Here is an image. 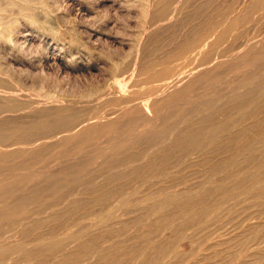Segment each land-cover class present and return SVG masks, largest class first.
I'll list each match as a JSON object with an SVG mask.
<instances>
[{"label":"rangeland","instance_id":"374dc122","mask_svg":"<svg viewBox=\"0 0 264 264\" xmlns=\"http://www.w3.org/2000/svg\"><path fill=\"white\" fill-rule=\"evenodd\" d=\"M29 1L31 2L27 3V5L31 4V12L29 10L26 12L23 11L27 13L26 18H24L25 14L22 11L18 14L20 5L12 6L10 9L7 8V10L4 11L5 14H3L4 12L1 13L3 17L1 16L0 28L3 29L4 25L9 22L12 28L15 27L13 29L17 30V28H19L17 30L18 33L14 35L16 40L14 41L16 46L14 50L15 53L19 55L17 56L18 59H20L22 55V58L30 57L29 55L32 56V54H34L33 52L37 51L39 48L47 52L48 55L51 54V56H55L56 58L54 61L56 62L49 59L47 63L48 67L47 65H44V67L42 66V70L44 71L37 69L32 73V76H22L20 68L16 65L17 61L10 55V46L1 43L0 49H2V51L0 50V64L6 67H12V71L16 70L13 71L16 78L11 77L10 87L22 88L28 92V95L30 94V97L33 96L30 92L36 93L39 89L38 87H42L44 92L51 96L54 95L53 97L56 99L63 100V103H58L57 105L53 104L54 107H51V104L44 106L42 104L38 108L40 111L33 110L35 113L40 112V115L38 113L36 115L33 113V116V114H30L31 112H29V110H26V113L24 109L22 110V106L26 104L29 98V96L28 98L25 96L26 94H24L26 101L24 98H21L23 95L21 94L19 96L20 99L19 97H14V99L13 97L9 98L8 100L10 103L8 100L5 102L4 100L6 99L0 97L4 99L3 102H5L1 103L2 100L0 99V109H2L0 111V169H2L1 166L3 167V169L0 170V264H39L41 262V264H104L108 261L112 262L107 264H147L152 259V256L150 257L149 254L145 255L143 259L135 256L133 260H130L129 256L134 251L137 252V250H142L143 247L148 244L153 245L155 243L156 245L161 244L163 246L175 243L174 246H177L175 248L176 253L174 252V255L167 254V258H165L161 264H168L170 262V264H183V261L184 264H240L241 261V264H259L258 258H262V256L263 260H261V262L264 263V238H262L264 237V223H262L264 222V211H262L264 210V191H262L264 188V178H262L264 177L262 176L264 175V166L262 165L264 164V159L260 156V152L264 149V125H261L264 124V0H148L149 2L147 0ZM146 1L150 3V5L152 4V6H147ZM19 4L25 7L27 6L24 5V3ZM160 5H162L161 8ZM29 16L32 18H29ZM12 19L16 22L14 20L12 22ZM21 32H26L30 35L21 38L20 36L23 34ZM24 39L27 40L23 43ZM19 45L21 49L17 48ZM36 46L37 48L35 50ZM193 46L195 48L194 50ZM28 48H31V51H27L24 56L23 51H26ZM207 60H209L210 63L206 62ZM13 65L17 67V69L15 67L14 69ZM36 72L39 74L37 75ZM17 74L20 78L24 77L20 82L17 81ZM38 76L40 79H38ZM125 78H130L129 80L126 79V81L128 80L127 85L130 86V88L124 85L126 83L124 80ZM35 83L38 86H36ZM42 84H44L45 87ZM26 85H28V87ZM31 87L37 88V90L31 91ZM55 89L58 90L56 91ZM59 90H61V92ZM103 92L106 97H104ZM110 93L113 97L109 95ZM117 94H119V97L116 98V96H118ZM127 95L135 98L128 99ZM145 96L147 98H145L146 100L143 98ZM33 97L35 98V96ZM124 98H126V100H124ZM111 99V102H113L112 105H110L111 103L109 104ZM101 100H106V102L104 103V101L102 102ZM11 101H14L15 104L13 105ZM94 101L96 102L94 103ZM22 102L25 103L22 105ZM18 103L22 106H19ZM140 103L148 104V110L150 109L152 113L146 115ZM7 105L12 107L8 108ZM63 105H65L64 108H62ZM103 105L105 106L104 108ZM13 107H17L21 109V111L16 110V112L15 109L17 108ZM71 107L73 108L71 109ZM132 107L134 108L132 109ZM61 108L63 112L60 111ZM65 108L68 110H65ZM131 109L133 114H131ZM7 110L8 112H6ZM13 110L15 112L14 114ZM87 110H91L89 111L90 114ZM10 111L11 114L9 113ZM248 112L251 116L247 117L246 115H248ZM20 113L22 115L24 114V117H21L22 115ZM143 113L146 116L143 115ZM254 113L256 114L255 117L253 116ZM259 113L260 115H258ZM14 115L16 117L18 115V117L16 118ZM30 115H32V117ZM37 116H42L44 122L40 119L41 117L37 118ZM91 117L94 119V122ZM14 118H16L17 121H14ZM26 118L36 119L33 121L35 124H26L22 126L20 122L22 120H27ZM147 118H149V120H147ZM257 118H260L259 120L261 121ZM101 120L102 122H100ZM36 121H38L37 124ZM39 121L42 123H39ZM85 121L86 124H89H87L88 126H85ZM109 121L115 124H111ZM249 121H251V123ZM92 122L95 123L97 128H104H99V130H97L94 124V126H91ZM116 122H119V124L117 125ZM67 123H70L69 125L71 127L68 128L69 125ZM104 123L107 124L104 125ZM127 123L129 126H125ZM109 124L111 125L107 126ZM44 125L45 127L42 128ZM252 125L253 127L255 126L254 129ZM65 126L67 129L64 128ZM248 126L251 127L252 129H250L253 131L248 129ZM19 127L20 130L18 129ZM41 128L43 130H41ZM117 128L118 130H116ZM259 129H263V131ZM84 130L89 133H85ZM193 130H195V132H193ZM239 130L241 134H239ZM189 131H192V133ZM59 132L61 133L59 134ZM197 132H199L198 135ZM11 133L15 136H11ZM32 133H35V136ZM90 133L91 136H88ZM229 133L233 134L229 135ZM258 133L261 134L258 136ZM253 134H256L254 137L255 139L253 138ZM16 136L18 138L20 137V139L17 140ZM101 136H103L102 138L104 139H102ZM27 137L30 138V140L27 139ZM37 137L38 141H36ZM190 137H194L198 142V146L194 150L188 149V143L186 144V140H189L188 138ZM12 138H15L13 140L16 141V143ZM34 139L36 140L33 141ZM86 139H88V141ZM101 139L104 140L102 141L103 144L101 143ZM242 139L246 142L244 143ZM246 139H249L251 142L249 143V140ZM6 140L11 142L6 143ZM65 140H69V143L65 142L62 144ZM109 140L114 143L111 144ZM226 140L230 142L227 144ZM240 141L241 143H239ZM257 141L261 143V146ZM215 142H217V145ZM247 142L249 145L254 142L252 146L250 145L251 148ZM25 144L29 148L26 149V146H24ZM86 144L88 145L86 146ZM93 144H95V147ZM208 144H211L212 147ZM228 145L232 147L230 148ZM241 145H244V147L246 146L245 150ZM104 146H107V148H104ZM259 146L262 148L261 150ZM21 147H23L22 151ZM183 147L186 148L187 156ZM204 148L206 151L203 150L204 152H201V149ZM220 148L222 153L219 152ZM252 148H254V151L257 150L253 152ZM71 152L75 155H72ZM78 152L80 153L77 155L76 153ZM210 152L212 154H209ZM223 152L225 156L222 157ZM70 154L74 157H71ZM192 154H194V156H192ZM10 155L13 158H11ZM190 155L193 159L190 158L188 161L187 159L189 158L187 157H191ZM243 155L252 156L253 158L252 162L246 166V170L253 169L255 166L258 167L259 164L261 165L259 167L263 168V173L260 176L261 178L259 177L257 181L258 183L261 181L260 184L263 182V188L262 190H256L255 188L251 191L252 194L251 192L247 194V197L249 196L250 198L249 201L246 195L244 197L241 195L240 197L238 196L240 201H237L230 210L227 209V205L224 204L221 205V208L217 201L220 199L223 192H220L221 194L215 193V197L214 193L211 192L212 188L217 183L222 185L223 190H229L231 188L229 185H232L231 182L234 177L228 178L227 171L232 168L236 169V167H232L233 165L231 166L228 159L240 160L241 157H244ZM228 156L229 158L227 159L226 157ZM183 158L187 159L184 160ZM182 160H184L185 163ZM220 160L223 161L220 163ZM227 160L228 162L226 163ZM258 160L260 161L259 164ZM206 163L208 164L207 168L209 170L205 168V165H207ZM148 164L151 166H146ZM188 164L192 165L189 166ZM195 166H197V168ZM183 167L184 171L182 170ZM189 167H191L192 170ZM10 168L12 170L14 168L16 173H13ZM28 168L32 170L35 168L33 171L34 173ZM23 169H27L29 172L25 170V173ZM37 169H40L39 171L41 174ZM114 169L118 171H113ZM237 169L242 170V168ZM7 170L9 174L5 175L7 173L4 174L3 171ZM17 170H21L22 172L20 171V173ZM95 170L98 171L96 172ZM135 171H137L138 174L135 173ZM165 171L170 173L165 174ZM23 172L25 174H23ZM218 177L221 180H217L219 179ZM210 178L214 179L210 181ZM146 180H149V184ZM245 181L242 185L238 186L240 188L237 187L239 190L236 189L237 193H241L243 187H247L251 184L250 180H247L248 182ZM205 183H207V185ZM202 184L204 187H201ZM122 185L123 187H121ZM111 188L114 190V194ZM117 189H120L121 192ZM131 189L133 191H131ZM260 191L262 192L260 193ZM194 193L199 195H195ZM211 195H214L213 199ZM102 196H107V199ZM188 197L192 200L194 199L195 201H193L197 203H194L195 205L191 206L190 209H192V207H196V209L194 208L190 211V209H188L189 207H187V210L185 209V211H183V209L180 210L179 207L177 208L176 204L178 201ZM200 198H202L203 204L201 201L199 202V200H201ZM207 198H210L208 199L209 203L207 202ZM250 200H252V202H250ZM157 204H160V206ZM206 204L208 205L206 206ZM242 206L245 207V211L240 209ZM159 208L161 210H159ZM217 208L222 210L220 211ZM174 210L178 212V215ZM232 210L234 211L231 212ZM186 211H194L197 215H200V217H195L190 220L186 217ZM203 211L205 212L203 213ZM255 212L260 213L259 217L249 220V217ZM262 212L263 214H261ZM179 213L182 214L180 215ZM147 214L150 216L152 215L151 219H147L150 218ZM247 215L249 216L247 217ZM161 216L162 218H159ZM171 217L175 218L172 220ZM159 219L163 220L164 224L156 225V223H154ZM170 220L171 223L168 222ZM177 220L184 225H182V223L180 225ZM175 221L179 223V225L175 224ZM256 221L259 222L258 224L262 225L259 234V238L261 239L258 245V253H260L261 257L258 258L254 256L255 250L252 249L253 241L249 239L248 233H244L248 226L247 223H255ZM134 222L135 224H133ZM166 224H169L168 228ZM227 224L229 225L227 226ZM120 225L121 227H119ZM164 227L165 229H163ZM173 227L180 228L181 231L183 230L182 238L173 233ZM239 230L240 232L238 233ZM192 235L194 236L192 237ZM194 237L195 239L197 238V240H194ZM158 238L160 241H156ZM175 239L177 242L174 241ZM242 239H245L246 242L241 246L233 243L234 240L240 241ZM187 240H189V242H187ZM181 241L184 244L181 243ZM142 243L144 245L147 244L144 246ZM222 243H224V245ZM231 243L233 244L231 245ZM262 246L263 248H261ZM225 247H227V249ZM121 249H123V251ZM193 249L195 250L193 251ZM16 251L19 253L17 254ZM197 251L199 253L196 254ZM212 257L214 258L211 259ZM108 258L113 260H108ZM183 258L185 260H183ZM175 259L179 262L177 263ZM94 261H96V263Z\"/></svg>","mask_w":264,"mask_h":264},{"label":"bare ground","instance_id":"6f19581e","mask_svg":"<svg viewBox=\"0 0 264 264\" xmlns=\"http://www.w3.org/2000/svg\"><path fill=\"white\" fill-rule=\"evenodd\" d=\"M33 1H34V0H33ZM147 1H148V0H147ZM147 1H146L147 6H148V5H149V6H152V4L150 5V3H147ZM149 1H150V0H149ZM149 1H148V2H149ZM30 2H31V1H29V0H0V21L2 20V17H3V15H2L1 13H3L4 11H6L7 8L10 9V7L15 6V5H16V6H17V5H18V6L20 5V7H19L20 9L18 10V11H19L18 14L21 13V11H22V12H23V11L26 12L27 10H29V11L31 12V10H30V8H31V4H28V5H27V3H30ZM3 3H4V4H3ZM19 3H24V5H27L29 8H28L27 6H26V7H25V6H22V5L19 4ZM54 3H55V2H54ZM144 3H145V2H144ZM2 4H3V5H2ZM56 5H57V4H56ZM2 6H4V7H2ZM57 6H58V5H57ZM154 6H155V5H154ZM154 6H153V8H154ZM161 6H162V5H160V8H161ZM37 7H38V6H37ZM54 7H55V6H54ZM151 8H152V7H151ZM148 9H149V8H148ZM154 9H155V8H154ZM155 10H156V9H155ZM155 10H154V11H155ZM11 11H13V10H11ZM157 11H158V10H157ZM9 12H10V11H9ZM147 12H148V11H147ZM149 12H150V11H149ZM158 12H159V11H158ZM15 13H17V12H15ZM23 13H24V12H23ZM3 14H5V12H4ZM24 14H25V17H24V18H26V14H27V13H24ZM11 15H12V14H11ZM22 15H23V14H22ZM43 15H44V14H43ZM145 15H146V14H145ZM1 16H2V17H1ZM4 17H5V16H4ZM11 17H12V16H11ZM17 18H18V17H17ZM17 18H15V19H17ZM29 18H32V17L29 16ZM33 18H34V17H33ZM9 20H10V19H9ZM13 20H14V19H12V22H13ZM14 21H15V20H14ZM32 21H33V20H32ZM34 21H36V20H34ZM15 22H16V21H15ZM22 22H23V21H22ZM1 23H2V22H1ZM0 25H1V24H0ZM2 26H3V25H2ZM16 26H17V25H16ZM13 28H15V27H13ZM13 28L11 27L10 22L7 23V24H5L4 27H3V29L0 28V29H1V30H0V44H1V43H4V44H7L8 46H10V47H9V48H11L10 55H11V57H13L14 60L17 61V62H16V65L20 68V70H21V71H20L21 75H22V76H25V77H28V76H30V75L32 76V73H33L35 70H37V69H41V71H44V70H42V66L44 67V65H47L49 59H50V60L52 59V60L54 61V59H55L56 57L53 56V55L51 56V54L48 55L47 52H45L44 50L39 49V48H38L37 51H35L36 48H37V46H36V47H35V50H34L35 52H33L34 54H32V56L29 55L30 57H26V58L23 57V58H22V56H23V55H22V56H20L21 58L18 59L17 56H19V55H18L17 53H15V50H14L15 47H16V46H15V42H14V41H16L15 38H14V35H15L16 33H18L17 30H18L19 28H17V30H16V29H13ZM54 29H55V28H54ZM212 30H214V29H212ZM27 32H28V31H27ZM194 32H195V31H194ZM21 33H23V32H21ZM19 34H20V33H19ZM189 34H190V33H189ZM203 34H204V33H203ZM29 35H30L29 33H26V32H25V33H23L20 37L22 38V37H26V36H29ZM187 36H188V33H187ZM26 40H27V39H24V40H23V43H24ZM29 40H30V39H29ZM195 40H196V39H195ZM19 41H22V40H19ZM19 41H17V42H19ZM181 41H182V40H181ZM17 42H16V43H17ZM19 44H20V43H19ZM21 44H22V43H21ZM25 44H26V43H25ZM28 45H29V44H28ZM167 45H168V44H167ZM178 45H179V44H178ZM3 46H4V45H3ZM24 46H25V45H24ZM26 46H27V45H26ZM29 46H30V45H29ZM29 46H27V47H29ZM33 46H34V45H33ZM22 47H23V46H22ZM31 47H32V46H31ZM0 48H1V46H0ZM17 48H20V45H19V47H17ZM32 48H33V47H32ZM61 48H62V47H61ZM20 49H21V48H20ZM25 49H26V48H25ZM30 49H31V48H30ZM30 49L28 48L26 51H23L24 56L26 55V52H27V51H31ZM194 49H195V48H194V46H193V50H194ZM0 50L2 51V49H0ZM22 50H23V49H22ZM191 50H192V48H191ZM193 50H192V51H193ZM5 51H6V50H5ZM192 51H191V52H192ZM20 52H21V51H20ZM24 52H25V53H24ZM2 53H4V52H2ZM6 54H7V53H6ZM6 54H5V55H6ZM21 54H22V53H21ZM21 54H20V55H21ZM3 55H4V54H3ZM3 55H2V56H3ZM205 55H206V54H205ZM8 56H9V55H8ZM8 56H7V57H8ZM73 56H74V55H73ZM73 56H72V57H73ZM207 56H208V54H207ZM69 57H70V56H69ZM69 57H68V59H69ZM208 57H209V56H208ZM208 57H207V58H208ZM1 58H2V57H1ZM70 58H71V57H70ZM74 58H75V57H74ZM74 58H73V59H74ZM204 58H205V57H204ZM209 59H210V58H209ZM75 60H76V59H75ZM135 60H136V59H135ZM204 60H205V59H204ZM65 61H66V60H65ZM68 61H69V60H68ZM54 62H56V61H54ZM75 62H76V61H75ZM206 62H209V63H210L209 60H207ZM49 63H50V61H49ZM51 63H52V62H51ZM68 63H69V62H68ZM70 63H71V61H70ZM73 63H74V61H73ZM209 63H208V64H209ZM53 64H54V63H53ZM205 64H206V63H205ZM49 65H50V64H49ZM55 65H56V64H55ZM57 65H59V64H57ZM76 66H77V65H76ZM196 66H197V65H196ZM206 66H207V65H206ZM14 67H15V66L13 65V68H14ZM47 67H48V65H47ZM50 67H51V66H50ZM59 67H60V66H59ZM65 67H66V66H65ZM15 68L17 69V67H15ZM15 68H14V69H15ZM57 68H58V67H57ZM189 68H190V67H189ZM189 68H188V69H189ZM60 69H61V68H60ZM60 69H59V70H60ZM70 69H71V68H70ZM192 69H193V68H192ZM190 70H191V69H190ZM13 71H16V70H13ZM13 71H12V67H6V66L0 64V97H3V98L6 99V100H4V99H1V98H0V99L2 100L1 103H5V102H7V100H8L9 98H11V97H13V99H14V97H19L21 94H23V95H22L23 97L21 96V98H24L25 96H27V98H28V96H29V98L27 99V101H26V99L24 98V100L26 101V104H24L25 102H24V103L22 102V105L24 104L23 106H22L21 104L19 105V103H18V105H19V106H22V110L24 109V112H25L26 110H27V111L29 110V112H31L30 114L35 113V112H33V110H34V111H40V110H38V108H39V106L42 105V104H43V106H44V105H50V104H51V107H52L53 104L57 105L58 103H59V104H62V103H63V100L61 101L60 99H56V98L53 97L54 95L51 96V95H49L48 93L44 92L42 87H38V88H39L38 90H37V88H34V87H33V88H32V87L30 88L31 91H34V90L36 91V90H37L36 93H35V92H34V93H33V92H30V93L33 94V96H35V98H34L33 96L30 97V94L28 95V92L25 91V90L22 89V88H19V87H17V86H16L17 88H15V87H14V88H13V87H10V86H11V79H12L11 77H15V76H14L15 73H13ZM49 71H50V70H49ZM113 71H115V70H113ZM192 71H193V70H192ZM140 72H141V71H140ZM140 72H139V73H140ZM189 72H190V71H189ZM36 73H37V72H36ZM41 73H44V72H41ZM73 73H74V72H73ZM34 74H35V73H34ZM38 74H39V73H37V75H38ZM44 74H45V73H44ZM58 74H59V73H58ZM140 74H141V73H140ZM188 74H189V73H188ZM130 75H131V73H130ZM176 75H177V74H176ZM176 75H175V76H176ZM17 76H18V74H17ZM22 76H21V77H22ZM35 76H36V74H35ZM127 76H128V75H127ZM161 76H162V75H161ZM66 77H67V76H66ZM15 78H16V77H15ZM23 78H24V77L20 78V77L18 76V77H17V79H18L17 81L20 82V80L23 79ZM31 78H32V77H31ZM162 78H163V77H162ZM172 78H173V77H172ZM181 78H182V75H181ZM38 79H40L39 76H38ZM112 79H113V78H112ZM126 79L129 80L130 78H125L124 80L126 81ZM175 79H177V78H175ZM179 79H180V78H179ZM8 80H9V81H8ZM128 80H127L126 83L124 84V85H126V87L128 86V85H127ZM14 81H15V80H14ZM130 81H131V80H130ZM21 82H22V81H21ZM23 82H24V80H23ZM39 82H40V81H39ZM9 83H10V84H9ZM17 83H18V82H17ZM24 83L26 84V82H24ZM121 83H122V81H121ZM121 83H120V84H121ZM8 84H9V85H8ZM20 84H21V83H20ZM25 84H24V85H25ZM35 84H36V83H35ZM39 84H40V83H39ZM113 84H114V83H113ZM131 84H132V83H131ZM216 84H217V83H216ZM15 85H16V84H15ZM29 85H30V84H29ZM42 85H44V84H42ZM90 85H91V84H90ZM121 85H122V84H121ZM21 86H22V85H21ZM26 86L28 87V85H26ZM36 86H38V85L36 84ZM39 86H41V85H39ZM110 86H111V85H110ZM27 87H26V89H27ZM44 87H45V85H44ZM108 87H109V86H108ZM128 87L130 88V86H128ZM251 87H252V86H251ZM105 88H106V87H105ZM55 90H56V89H55ZM57 90H58V89H57ZM57 90H56V91H57ZM106 90H107V89H106ZM106 90H105V92H106ZM122 90H123V89H122ZM182 90H183V89H182ZM59 91L61 92V90H59ZM119 91H120V90H119ZM119 91H118V92H119ZM109 92H110V91H109ZM118 92H116V93H118ZM147 92H148V91H147ZM149 92H150V91H149ZM151 92H152V91H151ZM58 93H59V92H58ZM93 93H94V92H93ZM103 93H104V92H103ZM111 93H112V92H111ZM111 93L109 94L110 96H112ZM116 93H115V94H116ZM125 93H126V92H125ZM141 93H142V92H141ZM24 94H26V95L24 96ZM95 94H96V93H95ZM107 94H108V93H107ZM112 94H113V93H112ZM186 94H187V93H186ZM117 95H118V96H116V98L119 97V94H117ZM148 95H149V94H148ZM85 96H87V95H85ZM91 96H92V95H91ZM100 96H102V95H100ZM127 96H128V95H127ZM149 96H150V95H149ZM149 96H148V97H149ZM191 96H192V95H191ZM55 97H56V96H55ZM88 97H89V96H88ZM97 97H98V96H97ZM104 97H106V96H105V93H104ZM112 97H113V96H112ZM112 97H111V98H112ZM121 97H122V96H121ZM124 97H125V96H124ZM186 97H187V96H186ZM98 98H99V97H98ZM98 98H97V101H98ZM102 98H103V97H102ZM122 98H123V97H122ZM129 98H133V99H134L135 97H133V96H132V97H129V96H128V99H129ZM138 98H139V97H138ZM140 98H142V97H140ZM143 98L145 99L146 96L143 97ZM143 98H142V99H143ZM151 98H152V97H151ZM17 99H18V98H17ZM19 99H20V97H19ZM89 99H91V98H89ZM95 99H96V98H95ZM109 99H110V98H109ZM114 99H115V98H114ZM119 99H120V98H119ZM146 99H147V98H146ZM146 99H145V100H146ZM148 99H149V98H148ZM3 100H4L5 102H3ZM21 100H22V99H21ZM80 100H81V99H80ZM92 100H93V97H92ZM99 100H100V98H99ZM106 100H107V99H106ZM106 100H105V101L103 100L104 103L106 102ZM124 100H126V98H124ZM131 100H132V99H131ZM131 100H130V101H131ZM139 100H140V99H139ZM204 100H205V99H204ZM14 101H15V100H14ZM14 101H11V102L13 103V105L15 104ZM101 101H102V100H101ZM103 101H102V102H103ZM108 101H109V100H108ZM108 101H107V103H108ZM111 101H112V99L109 101V104L111 103L110 105H112V103H113V102H111ZM113 101H114V100H113ZM130 101H129V102H130ZM135 101H136V100H135ZM150 101H151V100H150ZM150 101H149V102H150ZM8 102H9V100H8ZM66 102H67V101H66ZM91 102H93V101H91ZM95 102H96V101H94V103H95ZM115 102H116V101H115ZM117 102H118V101H117ZM123 102H124V101H123ZM132 102H133V100H132ZM147 102H148V101H147ZM1 103H0V105H1ZM9 103H10V102H9ZM12 103H11V104H12ZM77 103H78V102H77ZM100 103H101V102H100ZM125 103H126V102H125ZM127 103H128V100H127ZM133 103H134V102H133ZM6 104H8V103H6ZM70 104H71V103H70ZM85 104H86V103H85ZM114 104H115V103H114ZM140 104L142 105V109L144 110V112L146 113V115L149 114V113H152V112H150V109L148 110V106H147L148 104H147V105H146V103H143V104L140 103ZM94 105H95V104H94ZM104 105H105V104H104ZM104 105H103V108L105 107ZM106 105H107V104H106ZM7 106H8V105H7ZM7 106H6V107H7ZM9 106H10V104H9ZM9 106H8V108H11V107H12V106H11V107H9ZM16 106H17V105H16ZM64 106H65V105H63L62 108H64ZM89 106H90V105H89ZM101 106H102V105H101ZM114 106H115V105H114ZM114 106H112V107H114ZM130 106H131V105H130ZM153 106H154V105H153ZM6 107H5V108H6ZM53 107H54V106H53ZM68 107H69V106H68ZM98 107H99V105H98ZM108 107H109V106H108ZM13 108H17V107H13ZM13 108H12V109H13ZM20 108H21V107H20ZM44 108H45V107H44ZM44 108H43V109H44ZM62 108H61V109H62ZM66 108H67V107H66ZM66 108H65V110H68V109H66ZM72 108H73V107H71V109H72ZM110 108H111V107H110ZM126 108H127V107H126ZM126 108H125V110H126ZM133 108H134V107H132V109H133ZM6 109H7V108H6ZM47 109H48V108H47ZM51 109H52V108H51ZM61 109H60V111L63 112V109H62V110H61ZM90 109H91V108H90ZM92 109H94V108H92ZM114 109H115V108H114ZM132 109H131L130 111H132ZM139 109H140V108H139ZM1 110H2V109H0V111H1ZM16 110H20V111H21V109H18V108L15 109V111H16ZM45 110H46V109H45ZM58 110H59V109H58ZM65 110H64V112H65ZM137 110H138V109H137ZM20 111H19V112H20ZM42 111H44V110H42ZM56 111H57V110H56ZM76 111H77V110H76ZM87 111H88V110H87ZM89 111H91V110H89ZM89 111H88V112H89ZM92 111H93V110H92ZM134 111H135V109H134ZM154 111H156V110H154ZM248 111H249V110H248ZM261 111H262V110H261ZM6 112H8V110H7ZM16 112H17V111H16ZM24 112H22V113H24ZM47 112H48V111H47ZM57 112H58V111H57ZM57 112H56V113H57ZM67 112H68V111H67ZM69 112H70V111H69ZM88 112H87V113H88ZM135 112H136V111H135ZM2 113H3V111H2ZM9 113L11 114V111H10ZM14 113H15V112H14V110H13V114H14ZM25 113H26V112H25ZM37 113L39 114L40 112H37ZM37 113H35V115H36ZM56 113H55V114H56ZM91 113H92V112H91ZM130 113H131V112H130ZM153 113H154V112H153ZM155 113H156V112H155ZM243 113H244V112H243ZM251 113H252V112H251ZM256 113H257V112H256ZM13 114H12V115H13ZM20 114H21V113H20ZM46 114H47V113H46ZM50 114H51V113H50ZM53 114H54V113H53ZM53 114H52V115H53ZM69 114H70V113H69ZM89 114H90V112H89ZM92 114H93V113H92ZM92 114H91V115H92ZM131 114H133V111H132ZM134 114H135V113H134ZM246 114H247V113H246ZM263 114H264V113H263ZM263 114H262V115H263ZM21 115H22V114H21ZM23 115H24V114H23ZM23 115H22L21 117H24ZM39 115H40V114H39ZM64 115H65V114H64ZM84 115H85V114H84ZM86 115H87V114H86ZM91 115H90V116H91ZM140 115H141V114H140ZM140 115H139V117H140ZM143 115H145V114L143 113ZM143 115H142V116H143ZM146 115H145V116H146ZM149 115H150V114H149ZM255 115H256V114L254 113L253 116L255 117ZM258 115H260V113H259ZM262 115H261V116H262ZM6 116H7V115H6ZM26 116H27V115H26ZM30 116L32 117V115H30ZM33 116H34V114H33ZM59 116H60V115H59ZM88 116H89V115H88ZM88 116H87V117H88ZM92 116H94V115H92ZM96 116H97V115H96ZM129 116H130V115H129ZM133 116H134V115H133ZM178 116H179V115H178ZM246 116L248 117V116H251V115H250V113L248 112V115H246ZM261 116H260V117H261ZM263 116H264V115H263ZM10 117H11V115H10ZM14 117H16V116L14 115ZM17 117H18V115H17ZM17 117H16V118H17ZM38 117H41L40 119H41L42 121L44 120V118H43L42 116H37V118H38ZM46 117H47V116H46ZM46 117H45V118H46ZM50 117H51V116H50ZM55 117H56V116H55ZM84 117H86V116H84ZM94 117H95V116H94ZM106 117H107V116H106ZM116 117H117V116H116ZM148 117H149V116H148ZM243 117H245V116H243ZM257 117H259V116H257ZM1 118H2V117H1ZM16 118H14V121H17ZM19 118H20V117H19ZM19 118H18V119H19ZM33 118H35V117H33ZM33 118H31V119H27V118H26L27 120H25V121L22 120L21 122H20V121H19V122H20V124H21L22 126H24V125H26V124H27V125H32V124H35L33 121L36 120V119L33 120ZM42 118H43V119H42ZM47 118H48V117H47ZM63 118H64V117H63ZM89 118H90V117H89ZM97 118H98V116H97ZM97 118H95V119H97ZM100 118H102V117H100ZM124 118H125V117H124ZM130 118H132V117H130ZM251 118H252V117H251ZM251 118H250V119H251ZM262 118H263V117H262ZM12 119H13V118H12ZM22 119H24V118H22ZM53 119H54V118H53ZM83 119H85V118H83ZM91 119H92V117H91ZM91 119H89V120H90V121L93 120V122H94V119H92V120H91ZM117 119H119V118H117ZM120 119H121V118H120ZM142 119H143V118H142ZM144 119H145V118H144ZM150 119H151V118H150ZM243 119H245V118H243ZM243 119H242V120H243ZM247 119H249V118H247ZM257 119H258V118H257ZM259 119H260V118H259ZM259 119H258V120H259ZM5 120H6V119H5ZM5 120H4V121H5ZM9 120H10V119H9ZM37 120H38V119H37ZM46 120H47V119H46ZM54 120H55V119H54ZM56 120H57V119H56ZM98 120H99V119H98ZM98 120H97V122H98ZM104 120H105V119H104ZM106 120H107V119H106ZM115 120H116V119H115ZM133 120H134V119H133ZM140 120H141V119H140ZM145 120H146V119H145ZM147 120H149V118H147ZM263 120H264V119H263ZM10 121H11V120H10ZM57 121H59V120H57ZM83 121H84V120H83ZM86 121H87V120H86ZM86 121H85V126L88 124V123L86 124ZM95 121H96V120H95ZM125 121H126V120H125ZM136 121H137V119H136ZM143 121H144V120H143ZM244 121H245V120H244ZM247 121H248V120H247ZM259 121H261V120H259ZM1 122H2V121H1ZM19 122H17V123H19ZM40 122H41V121H39V123H40ZM43 122H44V121H43ZM93 122H92L91 126H92L93 124L95 125V123H93ZM97 122H96V123H97ZM100 122H102V120H101ZM109 122L111 123V121H109ZM109 122H107V123H109ZM181 122H182V121H181ZM245 122H246V121H245ZM245 122H244V123H245ZM249 122L251 123V121H249ZM2 123H3V122H2ZM10 123H11V122H10ZM13 123H14V122H13ZM37 123H38V121H36V124H37ZM41 123H42V122H41ZM72 123H73V122H72ZM78 123H79V122H78ZM78 123H77V124H78ZM98 123H99V122H98ZM107 123H104V125L107 124ZM113 123H114V122H112L111 124H113ZM183 123H184V122H183ZM247 123H248V122H247ZM250 123H248V124H250ZM67 124H68V123H67ZM69 124H70V123H69ZM69 124H68V125H69ZM79 124H80V123H79ZM79 124H78V125H79ZM82 124H83V123H82ZM111 124H109V125H107V126H110ZM114 124H115V123H114ZM116 124L118 125L119 122H118V123L116 122ZM142 124H143V123H142ZM242 124H243V123H242ZM254 124H255V123H254ZM41 125H42V124H41ZM88 125H89V124H88ZM88 125H87V126H88ZM94 125H93V126H94ZM98 125H99V124H98ZM174 125H175V124H174ZM229 125H230V124H229ZM235 125H236V124H235ZM245 125H246V124H245ZM245 125H244V126H245ZM256 125H257V124H256ZM261 125H264V124H261ZM63 126H64V124H63ZM63 126H62V127H63ZM76 126H77V125H76ZM76 126H73V127H76ZM102 126H103V124H102ZM115 126H116V125H115ZM119 126H120V125H119ZM125 126H129L128 123H127V125H125ZM220 126H221V125H220ZM237 126H238V125H237ZM250 126H251V125H250ZM40 127H41V126H40ZM40 127H39V128H40ZM44 127H45V125H44L42 128H44ZM47 127H48V126H47ZM47 127H46V128H47ZM62 127H61V128H62ZM69 127H71V126L69 125L68 128H69ZM94 127H96V125H95ZM113 127H114V126H113ZM221 127H222V126H221ZM242 127H243V125H242ZM242 127H241V128H242ZM245 127H246V126H245ZM248 127H249V126H248ZM252 127H253V125H252ZM254 127H255V126H254ZM254 127H253V129H254ZM259 127H260V126H259ZM259 127H257V128H259ZM7 128H8V127H7ZM42 128H41V130H43ZM64 128L67 129L66 126H65ZM77 128H78V127H77ZM96 128H97V127H96ZM99 128H102V129H103L104 127H99ZM99 128H97V130H99ZM108 128H109V127H108ZM169 128H170V127H169ZM210 128H211V127H210ZM210 128H209V129H210ZM215 128H220V127H215ZM229 128H231V127H229ZM250 128H251V127H249L248 129H250ZM18 129L20 130V127H19ZM70 129H71V128H70ZM70 129H69V130H70ZM74 129H75V128H74ZM80 129H81V128H80ZM92 129H93V128H92ZM102 129H101V130H102ZM202 129H203V128H202ZM204 129H205V128H204ZM209 129H208V130H209ZM238 129H239V128H238ZM251 129H252V128H251ZM251 129H250V130H251ZM48 130H50V129H48ZM85 130H86V129H85ZM85 130H84V131H85ZM116 130H118V128H117ZM116 130H115V131H116ZM123 130H124V129H123ZM125 130H126V129H125ZM196 130H197V129H196ZM200 130H201V129H200ZM241 130H242V129H241ZM250 130H249V131H250ZM259 130H262V131H263V129H259ZM259 130H258V131H259ZM8 131H9V130H8ZM51 131H52V130H51ZM51 131H49V132H51ZM60 131H62V130H60ZM64 131H65V130H64ZM67 131H68V130H67ZM92 131H93V130H92ZM128 131H129V130H128ZM198 131H199V129H198ZM243 131H244V130H243ZM245 131H246V129H245ZM247 131H248V130H247ZM251 131H253V130H251ZM251 131H250V132H251ZM256 131H257V130H256ZM65 132H66V131H65ZM87 132H88V131H85V133H87ZM113 132H114V131H113ZM113 132H111V133H113ZM125 132H126V131H125ZM189 132H190V131H189ZM193 132H195V130H193ZM211 132H212V131H211ZM222 132H223V131H222ZM222 132H221V133H222ZM224 132H225V130H224ZM234 132H235V131H234ZM250 132H249V133H250ZM263 132H264V131H263ZM60 133H61V132H59V134H60ZM76 133H77V132H76ZM85 133H84V134H85ZM88 133H89V132H88ZM91 133H92V132H91ZM91 133H90V135H88V136H91ZM108 133H109V132H108ZM190 133H192V131H191ZM198 133H199V132H197V135H198ZM225 133H226V132H225ZM225 133H224V134H225ZM244 133H245V132H244ZM253 133H254V132H253ZM256 133H257V132H256ZM261 133H262V132H261ZM261 133H260V134H261ZM12 134H13V133H11L10 135H11V136H15V135H12ZM19 134H20V133H19ZM29 134H30V133H29ZM32 134H33V133H32ZM34 134H35V133H34ZM34 134H33V135H34ZM36 134H37V133H36ZM80 134H81V133H80ZM92 134H93V133H92ZM129 134H130V133H129ZM161 134H162V133H161ZM178 134H179V133H178ZM182 134H183V133H182ZM186 134H188V133H186ZM204 134H205V133H204ZM207 134H208V133H207ZM209 134H210V133H209ZM216 134H217V133H216ZM232 134H233V133H231V134L229 133V135H232ZM235 134H236V133H235ZM235 134H234V135H235ZM239 134H241V133H240V130H239ZM260 134L258 133V136H259ZM33 135H31V136H33ZM37 135H38V134H37ZM65 135H66V134H65ZM86 135H87V134H86ZM95 135H98V134H95ZM109 135H110V133H109ZM109 135H108V136H109ZM124 135H125V133H124ZM225 135H226V134H225ZM236 135H237V134H236ZM245 135H246V134H245ZM253 135H254V134H253ZM255 135H256V134H255ZM255 135L253 136V138L255 137ZM0 136H1V135H0ZM24 136H25V135H24ZM34 136H35V135H34ZM66 136H68V135H66ZM69 136H70V135H69ZM69 136H68V137H69ZM88 136H87V137H88ZM110 136H111V135H110ZM127 136H128V135H127ZM177 136H180V135H177ZM181 136H182V135H181ZM183 136H184V135H183ZM188 136H191V135H188ZM188 136H187V137H188ZM193 136H194V135H193ZM199 136H200V134H199ZM199 136H197V137H199ZM223 136H224V135H223ZM246 136H247V135H246ZM246 136H245V137H246ZM250 136H251V135H250ZM4 137H5V136H4ZM16 137H17V136H16ZM70 137H71V136H70ZM78 137H80V136H78ZM85 137H86V136H85ZM102 137H103V136H101V138H102ZM163 137H164V136H163ZM202 137H203V135H202ZM218 137H219V136H218ZM225 137H226V136H225ZM228 137H229V136H228ZM228 137H227V139H228ZM238 137H239V135H238ZM240 137H241V135H240ZM248 137H249V136H248ZM48 138H49V137H48ZM64 138H65V137H64ZM64 138H62V139H64ZM89 138H91V137H89ZM105 138H106V137H105ZM112 138H113V137H112ZM249 138H250V137H249ZM261 138H262V137H261ZM7 139H8V138H7ZM13 139H15V138H12V140H13ZM18 139H20V137H19V138L17 137V140H18ZM24 139H25V138H24ZM27 139L30 140V138H28V137H27ZM27 139H26V140H27ZM99 139H100V138H99ZM102 139H104V138H102ZM102 139H101V143L103 144L102 141H104V140H102ZM126 139L129 140L128 138H126ZM157 139H158V138H157ZM188 139H189V140H186V144L188 143V144H187L188 149L194 150V149L198 146V142L196 141V139H194V137H190V138H188ZM219 139H220V138H219ZM229 139H230V138H229ZM232 139H233V138H232ZM234 139H235V136H234ZM244 139H245V138H244ZM244 139H242V141H243ZM254 139H255V138H254ZM0 140H1V138H0ZM8 140H9V139H8ZM35 140H36V139H34L33 141H35ZM86 140L88 141V139H86ZM127 140H126V141H127ZM209 140H210V136H209ZM214 140H216V139H214ZM224 140H225V138H224ZM239 140H240V139H239ZM246 140H249V139H246ZM251 140H252V139H251ZM259 140H260V139H259ZM13 141H14V140H13ZM21 141H22V139H21ZM36 141H38V137H37V140H36ZM59 141H60V140H59ZM68 141H69V140H68ZM68 141L65 140L64 142H62V144L65 143V142H68ZM91 141H92V140H91ZM96 141H97V139H96ZM99 141H100V140H99ZM99 141H98V142H99ZM109 141L111 142V140H109ZM112 141H114V140H112ZM177 141H178V140H177ZM212 141H213V140H212ZM232 141H233V140H232ZM232 141H231V143H232ZM260 141H261V140H260ZM1 142H2V141H1ZM5 142L7 143L8 141L6 140ZM9 142H11V141H9ZM9 142H8V143H9ZM14 142L16 143V141H14ZM25 142H26V141H25ZM80 142H81V140H80ZM94 142H95V141H94ZM98 142H97V143H98ZM107 142H108V140H107ZM224 142H225V141H224ZM226 142H227V144H228L230 141H227V140H226ZM236 142H237V141H236ZM245 142H246V141L244 140V143H245ZM250 142H251V141L249 140V143H250ZM254 142H256V141H254ZM254 142H252V143H254ZM263 142H264V141H263ZM30 143H31V141H30ZM30 143H29V144H30ZM34 143H35V142H34ZM68 143H69V142H68ZM68 143H67V144H68ZM84 143H85V142H84ZM91 143H92V142H91ZM99 143H100V142H99ZM99 143H98V144H99ZM112 143H114V142H111V144H112ZM179 143H180V142H179ZM205 143H206V142H205ZM208 143H209V142H208ZM213 143H214V142H213ZM215 143H216V145H217V142H215ZM233 143H234V141H233ZM239 143H241V141H240ZM252 143L250 144L251 146H252ZM257 143L259 144L260 142L257 141ZM29 144H28V145H29ZM57 144H58V143H57ZM70 144H71V143H70ZM77 144H78V143H77ZM107 144H108V143H107ZM176 144H177V143H176ZM211 144H212V143H211ZM211 144H208V145H209L210 147H212ZM235 144H236V143H235ZM235 144H234V145H235ZM247 144H248V142H247ZM263 144H264V143H263ZM2 145H3V142H2ZM87 145H88V144H86V146H87ZM99 145H101V144H99ZM179 145H180V144H179ZM181 145H182V144H181ZM216 145H215V146H216ZM222 145H223V144H222ZM245 145H246V144H245ZM248 145H249V144H248ZM250 145H249V147H250ZM256 145H257V144H256ZM259 145L261 146V143H260ZM10 146H11V145H10ZM24 146H26V149L29 148L26 144H25ZM24 146H23V147H24ZM93 146L95 147V144H93ZM93 146H92V148H93ZM200 146H201V142H200ZM220 146H221V144H220ZM228 146H229V145H228ZM235 146H236V145H235ZM241 146L244 147V145H241ZM253 146H254V145H253ZM260 146H259V147H260ZM2 147H3V146H2ZM23 147H21V151H22ZM30 147H31V144H30ZM81 147H82V146H81ZM88 147H89V146H88ZM97 147H98V146H97ZM178 147H179V146H178ZM178 147H177V148H178ZM216 147H217V146H216ZM221 147H222V146H221ZM229 147H230V146H229ZM231 147H232V146H231ZM231 147H230V148H231ZM239 147H240V146H239ZM243 147H242V148H243ZM245 147H246V146H245ZM245 147H244V150H245ZM249 147H247V148H249ZM254 147H255V146H254ZM257 147H258V145H257ZM3 148H4V147H3ZM7 148H8V147H7ZM90 148H91V147H90ZM98 148H99V147H98ZM101 148H102V147H101ZM104 148H107V146H106V147L104 146ZM167 148H168V147H167ZM174 148H175V147H174ZM183 148H184L185 151H186V148H185V147H183ZM183 148H182V149H183ZM213 148H214V147H213ZM222 148H223V147H222ZM234 148H235V147H234ZM234 148H233V150H234ZM250 148H251V147H250ZM78 149H79V148H78ZM147 149H148V148H147ZM175 149H176V148H175ZM188 149H187V150H188ZM218 149H219V148H218ZM252 149H253V152H255V151L257 150V149H256V150L254 151V148H252ZM259 149L261 150L262 148L260 147ZM18 150H19V149H18ZM24 150H25V149H24ZM91 150H92V149H91ZM93 150H94V149H93ZM203 150H205V148H204V149H201V152H202ZM212 150H213V149H212ZM236 150H237V149H236ZM239 150H241V149H239ZM244 150H243V151H244ZM25 151H26V150H25ZM84 151H85V150H84ZM168 151H169V150H168ZM177 151H178V150H177ZM177 151H176V152H177ZM180 151H181V150H180ZM205 151H206V150H205ZM216 151H217V150H216ZM229 151H230V150H229ZM249 151H250V150H249ZM251 151H252V150H251ZM76 152H77V151H76ZM85 152H86V151H85ZM176 152H175V153H176ZM182 152H183V151H182ZM194 152H195V151H194ZM203 152H204V151H203ZM219 152L222 153L221 148H220V151H219ZM226 152H227V151H226ZM230 152H232V151H230ZM241 152H242V151H241ZM241 152H240V153H241ZM246 152H247V151H246ZM2 153H3V152H2ZM14 153H15V152H14ZM73 153H74V152H73ZM79 153H80V152H78V153H76V154L78 155ZM169 153H170V152H169ZM179 153H180V152H179ZM199 153H200V152H199ZM5 154H7V153L5 152ZM5 154H4V155H5ZM71 154H72V152H71ZM71 154H70V155H71ZM111 154H112V153H111ZM173 154H174V153H173ZM181 154H182V153H181ZM195 154H196V153H195ZM197 154H198V153H197ZM200 154H201V153H200ZM207 154H208V153H207ZM207 154H206V155H207ZM209 154H212V153L210 152ZM214 154H215V152H214ZM218 154H219V153H218ZM230 154H234V153H230ZM247 154H250V153H247ZM257 154H258V153H257ZM0 155H1V154H0ZM11 155H12V154H11ZM11 155H10V156H11ZM13 155H14V154H13ZM21 155H22V154H21ZM72 155H75V154H72ZM72 155H71V157H74V156H72ZM164 155H165V153H164ZM171 155H172V154H171ZM198 155H199V154H198ZM227 155H228V154H227ZM235 155H237V154H235ZM258 155H259V154H258ZM7 156H8V154H7ZM10 156H9V157H10ZM186 156H187V151H186ZM188 156H189V153H188ZM190 156H191V155H190ZM192 156H194V154H192ZM192 156H191V157H187V158H189V159H187V158H186V159L189 161L190 158H192ZM223 156H225L224 152H223L222 157H223ZM229 156H230V155H229ZM229 156L226 157V158L228 159ZM239 156H241V155H239ZM243 156H244V157H243V158L241 157L240 160H235V159L232 160V159H230L231 156H230V158L228 159L229 162L231 163V166L233 165L232 167H236V169H233V168H232V169H230L229 171H227L228 178H229V177H230V178L234 177L233 180H232V182H231L232 185H231V184L229 185V186L231 187L229 190H223L222 185H221L220 183L215 184L213 188L210 187V186L213 184L212 182H211L212 184H211L210 186H208V187L212 188V191H211V192H213L214 195H215V193L217 194V193L223 192V194L221 195L220 199L217 201L218 204H220V207H221V208H222L221 205L224 204V205H227V209L230 210L231 208H233V206L236 204L237 201H240V200H239V199H240L239 197H240L241 195H242L243 197L246 195V197H247V194H249L253 189L256 188V190H257V189L262 190V188H263V184H264V183L262 182L263 184H262V183L260 184L261 181H259V183L257 182L258 179H259V177H260V176L262 175V173H263V172H262L263 168H262V167H259V166H261V165L259 164L260 161L258 160V161H259V162H258V164H259L258 167L255 166V168H253V169H250V170L248 169V170H246V169H247L246 166H248V164H250V163L252 162L253 158H252V156H245V155H243ZM255 156L258 157L257 155H255ZM260 156L262 157V159H264V149L260 152ZM68 157H70V156H68ZM168 157H169V156H168ZM195 157H196V156H195ZM200 157H201V156H200ZM200 157H199V158H200ZM202 157H203V155H202ZM205 157H206V156H205ZM256 157H255V158H256ZM2 158H4V157H2ZM11 158H13V157L11 156ZM181 158H182V157H181ZM255 158H254V159H255ZM6 159H7V158H6ZM14 159H15V158H14ZM183 159H184V158H183ZM186 159H184V160H186ZM192 159H193V158H192ZM196 159H198V158H196ZM200 159H201V158H200ZM200 159H198V160H200ZM224 159H225V158H224ZM236 159H237V158H236ZM262 159H261V161H262ZM3 160H4V159H3ZM152 160H153V159H152ZM158 160H159V158H158ZM180 160H181V159H180ZM184 160H182V161L185 163ZM225 160H226V159H225ZM228 160L226 161V163L228 162ZM255 160H256V159H255ZM13 161H14V160H13ZM27 161H28V160H27ZM138 161H139V160H138ZM153 161H155V160H153ZM156 161H157V159H156ZM161 161H162V160H161ZM221 161H223V160H220V163H221ZM166 162H167V161H166ZM193 162H194V161H193ZM207 162H208V161H207ZM211 162H212V160H211ZM262 162H263V161H262ZM8 163H9V162H8ZM143 163H144V162H143ZM161 163H162V162H161ZM254 163H256V162H254ZM15 164H16V162H15ZM38 164H39V163H38ZM146 164H147V163H146ZM149 164H150V163H149ZM149 164L146 165V166H149ZM158 164H159V163H158ZM163 164H165V163H163ZM203 164H204V163H203ZM206 164H207V163H206ZM218 164H219V163H218ZM224 164H225V163H224ZM111 165H112V164H111ZM143 165H144V164H143ZM188 165L191 166L192 164H188ZM193 165H194V163H193ZM201 165H202V164H201ZM210 165H211V164H210ZM214 165H215V164H214ZM255 165H257V164H255ZM262 165L264 166V164H262ZM13 166H14V165H13ZM119 166H120V165H119ZM150 166H151V165H150ZM150 166H149V167H150ZM165 166H166V165H165ZM205 166H206L205 168H207L208 164L205 165ZM223 166H224V165H223ZM223 166H222V167H223ZM231 166H230V168H231ZM252 166H253V165H252ZM11 167H12V166H11ZM19 167H20V166H19ZM26 167H27V166H26ZM29 167H30V166H29ZM61 167H62V166H61ZM136 167H137V166H136ZM173 167H174V166H173ZM179 167H180V166H179ZM195 167L197 168V166H195ZM195 167H194V168H195ZM209 167H210V166H209ZM218 167H219V166H218ZM1 168L3 169L2 166H1ZM111 168H112V166H111ZM154 168H157V167H154ZM154 168H153V169H154ZM180 168H181V167H180ZM189 168L191 169V167H189ZM189 168H188V169H189ZM201 168H202V166H201ZM203 168H204V167H203ZM226 168H227V166H226ZM237 168H242V170H239V169H237ZM248 168H249V167H248ZM2 169H0V170H2ZM6 169H7V168H6ZM10 169H11V168H10ZM17 169H18V168H17ZM19 169H20V168H19ZM28 169H29V168H28ZM30 169H31V168H30ZM30 169H29V170H30ZM116 169H117V168H116ZM139 169H141V168H139ZM143 169H144V168H143ZM207 169H208V168H207ZM11 170H12V169H11ZM14 170H15V169L13 168V170H12L13 173L15 172ZM23 170H24V169H23ZM25 170H27V169H25ZM25 170H24V172H25ZM29 170H27L26 172H29ZM31 170H32V169H31ZM34 170H35V168L32 170V173H34V172H33ZM37 170L39 171L40 169H37ZM108 170H109V169H108ZM144 170H145V169H144ZM162 170H163V169H162ZM177 170H178V168H177ZM182 170L184 171V167H183ZM186 170H187V168H186ZM186 170H185V171H186ZM191 170H192V169H191ZM201 170H202V169H201ZM208 170H209V169H208ZM223 170H225V169H223ZM227 170H228V169H227ZM17 171H18V170H17ZM20 171H21V170H20ZM20 171H18V172H20ZM41 171H42V169H41ZM43 171H44V170H43ZM95 171L97 172L98 170H95ZM105 171H106V169H105ZM113 171H116V170L114 169ZM117 171H118V170H117ZM117 171H116V172H117ZM133 171H134V170H133ZM133 171H132V172H133ZM156 171H157V170H156ZM188 171H189V170H188ZM3 172H4V174H5V173H7V172H9V171L7 170V171H3ZM3 172H2V174H3ZM21 172H22V171H21ZM21 172H20V173H21ZM24 172H23V174L26 173V172H25V173H24ZM39 172H40V171H39ZM45 172H46V170H45ZM102 172H103V171H102ZM119 172H120V171H119ZM128 172H129V171H128ZM148 172H149V171H148ZM148 172H147V173H148ZM173 172H174V171H173ZM193 172H194V171H193ZM202 172H203V170H202ZM223 172H224V171H223ZM225 172H226V171H225ZM228 172H229V173H228ZM15 173H16V172H15ZM42 173H43V172H42ZM91 173H92V172H91ZM93 173H94V171H93ZM135 173L138 174L137 171H135ZM140 173H141V172H140ZM140 173H139V175H140ZM166 173H168V171H167V172L165 171V174H166ZM169 173H170V172H169ZM169 173H168V174H169ZM176 173H177V172H176ZM216 173H218V172H216ZM2 174H1V175H2ZM8 174H9V173H7V174H5V175H8ZM18 174H19V173H18ZM40 174H41V172H40ZM94 174H95V173H94ZM97 174H98V173H97ZM133 174H134V173H133ZM21 175H22V174H21ZM21 175H20V176H21ZM106 175H107V173H106ZM106 175H105V176H106ZM115 175H116V174H115ZM119 175H120V174H119ZM119 175H117V176H119ZM135 175H136V174H135ZM144 175H145V174H144ZM150 175H151V173H150ZM160 175H162V174H160ZM222 175H223V174H222ZM224 175H225V173H224ZM227 175H226V176H227ZM23 176H24V175H23ZM31 176H32V175H31ZM121 176H122V175H121ZM162 176H163V175H162ZM211 176H212V175H211ZM262 176H264V175H262ZM97 177H98V176H97ZM107 177H109V176H107ZM140 177H141V175H140ZM201 177H202V176H201ZM4 178H5V177H4ZM118 178H119V177H118ZM218 178H219V177H218ZM220 178H221V175H220ZM220 178L217 179V180H221ZM223 178H224V177H223ZM223 178H222V179H223ZM260 178H261V177H260ZM262 178H264V177H262ZM116 179H117V178H116ZM122 179H123V177H122ZM179 179H180V178H179ZM184 179H185V178H184ZM211 179H214V178H210V181H211ZM120 180H121V179H120ZM143 180H144V179H143ZM223 180H224V179H223ZM228 180H229V179H228ZM245 180H246V181H247V180H248V181L250 180V181H251V184H250L249 186H247V187H243L241 193H237V192H236L237 187L240 186V185H242V183H243ZM146 181H147V180H146ZM146 181H144V182H146ZM148 181H149V180H148ZM148 181H147V182H148ZM172 181H173V180H172ZM229 181H230V180H229ZM246 181H245V182H246ZM248 181H247V182H248ZM151 182H152V181H151ZM141 183H143V182H141ZM141 183H140V184H141ZM200 183H201V182H200ZM120 184H121V183H120ZM148 184H149V182H148ZM205 184L207 185V183H205ZM138 185H139V184H138ZM227 185H228V184H227ZM227 185H226V186H227ZM117 186H118V185H117ZM117 186H115V187H117ZM125 186H127V185H125ZM125 186H124V187H125ZM149 186H150V185H149ZM153 186H154V185H153ZM159 186H160V185H159ZM121 187H123V185H122ZM157 187H158V186H157ZM201 187H204V185L202 184ZM201 187H200V189H201ZM206 187H207V186H206ZM118 188H119V186H118ZM161 188H162V187H161ZM188 188H190V187H188ZM238 188H240V187H238ZM111 189H112V188H111ZM113 189H114V187H113ZM113 189H112V190H113ZM122 189H124V188H122ZM157 189H158V188H157ZM162 189H163V188H162ZM200 189H199V190H200ZM91 190H92V189H91ZM114 190H115V189H114ZM114 190H113V194L115 193ZM117 190H118V189H117ZM119 190H120V189H119ZM119 190H118V191H119ZM160 190H161V189H160ZM237 190H238V189H237ZM108 191H110V190H108ZM131 191H133V190L131 189ZM202 191H205V190H202ZM238 191H239V190H238ZM262 191H264V188H263ZM262 191H260V193H261ZM90 192H91V191H90ZM111 192H112V191H111ZM116 192H117V191H116ZM120 192H121V190H120ZM129 192H130V191H129ZM162 192H163V191H162ZM174 192H175V191H174ZM174 192H173V193H174ZM187 192H189V191H187ZM257 192H258V191H257ZM80 193H81V192H80ZM94 193H95V192H94ZM140 193H141V192H140ZM192 193H193V192H192ZM86 194H87V193H86ZM104 194H106V193H104ZM183 194H184V192H183ZM194 194H195V195H199V194H196V193H194ZM210 194H211V193H210ZM220 194H221V193H220ZM251 194H252V192H251ZM102 195H103V194H102ZM111 195H112V194H111ZM118 195H119V194H118ZM178 195H179V193H178ZM195 195H194V196H195ZM201 195H203V194H201ZM201 195H200V196H201ZM214 195H211V196H212V197H211L212 199H213V196H214ZM180 196H181V195H180ZM203 196H204V195H203ZM209 196H210V195H209ZM238 196H239V197H238ZM253 196H254V194H253ZM255 196H256V194H255ZM94 197H95V196H94ZM102 197H103V196H102ZM106 197H107V196H105V197H103V198H106ZM111 197H112V196H111ZM183 197H184V195H183ZM201 197H202V196H201ZM215 197H216V195H215ZM217 197H218V196H217ZM243 197H241V198H243ZM35 198H36V196H35ZM100 198H101V197H100ZM117 198H118V197H117ZM136 198H137V197H136ZM180 198H181V197H180ZM247 198H248V201H249V199H250L249 196H248ZM254 198H255V197H254ZM64 199H65V198H64ZM106 199H107V198H106ZM157 199H158V198H157ZM195 199H196V198H195ZM200 199H201V200H199V202H200V201L202 202V198H200ZM203 199H204V198H203ZM208 199H210V198H207V202H208ZM258 199H259V198H258ZM263 199H264V198H263ZM155 200H156V199H155ZM159 200H160V198H159ZM193 200H194V199H193ZM193 200H192L191 198H189V197H188V198H184V199H182L181 201H178V200H177V201H178V203L176 204V205H177V208L179 207L180 210L183 209V211H185V209L187 210V207H189L188 209H190V207L193 206V205H195L194 203H196V202H194L195 200H194V201H193ZM245 200H246V199H245ZM13 201H14V200H13ZM57 201H58V200H57ZM77 201H78V200H77ZM107 201H108V200H107ZM213 201H214V200H213ZM215 201H216V198H215ZM215 201H214V202H215ZM242 201H243V200H242ZM242 201H241V202H242ZM257 201H258V200H257ZM103 202H104V200H103ZM197 202H198V201H197ZM204 202H205V201H204ZM250 202H252V200H250ZM260 202H261V201H260ZM260 202H259V203H260ZM57 203H58V202H57ZM67 203H68V202H67ZM67 203H66V204H67ZM72 203H73V202H72ZM78 203H79V202H78ZM82 203H83V202H82ZM105 203H106V202H105ZM170 203H171V202H170ZM170 203H169V204H170ZM175 203H176V202H175ZM208 203H209V202H208ZM257 203H258V202H257ZM69 204H70V203H69ZM91 204H92V203H91ZM196 204H197V203H196ZM198 204H199V203H198ZM202 204H203V202H202ZM211 204H212V203H211ZM211 204H210V205H211ZM244 204H245V203H244ZM9 205H10V204H9ZM101 205H102V202H101ZM157 205L160 206V204H157ZM172 205H173V204H172ZM176 205H175V206H176ZM207 205H208V204H206V206H207ZM239 205H240V204H239ZM247 205H248V204H247ZM121 206H122V205H121ZM150 206H151V205H150ZM198 206H199V205H198ZM202 206H204V205H202ZM216 206H217V205H216ZM263 206H264V205H263ZM200 207H201V206H200ZM200 207H199V208H200ZM212 207H213V206H212ZM212 207H211V208H212ZM235 207H236V206H235ZM235 207H234V209H235ZM18 208H19V207H18ZM76 208H77V207H76ZM194 208L196 209V207H192V209H194ZM197 208H198V207H197ZM236 208H238V207H236ZM263 208H264V207H263ZM263 208H262V209H263ZM139 209H140V208H139ZM153 209H154V208H153ZM171 209H172V208H171ZM192 209H190V211H191ZM214 209H215V208H214ZM217 209H219V208H217ZM240 209H243V210L245 211V207H243V206L240 207ZM114 210H116V209H114ZM118 210H119V209H118ZM118 210H117V211H118ZM156 210H157V209H156ZM159 210H161V209L159 208ZM201 210H202V207H201ZM201 210H199V211H201ZM219 210H220V209H219ZM221 210H222V209H221ZM221 210H220V211H221ZM248 210H249V209H248ZM71 211H72V210H71ZM110 211H111V210H110ZM152 211H153V210H152ZM152 211H151V212H152ZM183 211H182V213H183ZM190 211H188L189 213L186 211V214H187L186 217H188V219L191 220V219H194L195 217H200V215H197L196 212H194V211H193V212H190ZM206 211H207V210H206ZM208 211H209V209H208ZM211 211H212V210H211ZM214 211H216V210H214ZM224 211H225V210H224ZM233 211H234V210H232L231 212H233ZM249 211H250V210H249ZM253 211H254V210H253ZM253 211H252V212H253ZM262 211H264V210H262ZM67 212H68V211H67ZM115 212H116V211H115ZM115 212H114V213H115ZM147 212H148V211H147ZM156 212H157V211H156ZM156 212H155V214H156ZM162 212H163V211H162ZM174 212H175V210H174ZM204 212H205V211H203V213H204ZM227 212H228V211H227ZM239 212H240V211H239ZM258 212H259V211H258ZM258 212H255V213H253L252 215L250 214L251 216L249 217V220H251V219H257V218L259 217V214H260V213H258ZM0 213H1V212H0ZM38 213H39V212H38ZM111 213H112V212H111ZM111 213H110V214H111ZM160 213H161V212H160ZM175 213L177 214L178 212H175ZM182 213H181V214H182ZM184 213H185V212H184ZM198 213H199V212H198ZM207 213H208V212H207ZM212 213H213V211H212ZM217 213H218V212H217ZM229 213H230V212H229ZM84 214H85V213H84ZM150 214H152V213H150ZM162 214H163V213H162ZM176 214H175V215H176ZM179 214H180V213H179ZM181 214H180V215H181ZM200 214H201V213H200ZM205 214H206V213H205ZM215 214H216V213H215ZM237 214H238V213H237ZM261 214H263V212H262ZM75 215H76V214H75ZM108 215H109V213H108ZM147 215H149V214H147ZM153 215H154V214H153ZM160 215H161V214H160ZM173 215H174V214H173ZM177 215H178V214H177ZM202 215H203V214H202ZM206 215H207V214H206ZM210 215H211V214H210ZM149 216H150V215H149ZM151 216H152V215H151ZM151 216H150V218H147V217H146V218H147V219H151ZM155 216H156V215H155ZM166 216H167V215H166ZM208 216H209V215H208ZM225 216H226V215H225ZM225 216H224V218H225ZM227 216H228V215H227ZM238 216H239V215H238ZM238 216H237V217H238ZM243 216H244V215H243ZM243 216H242V217H243ZM248 216H249V215H247V217H248ZM5 217H6V216H5ZM104 217H108V216H104ZM164 217H165V216H164ZM164 217H163V218H164ZM184 217H185V216H184ZM235 217H236V216H235ZM239 217H240V216H239ZM242 217H241V218H242ZM247 217H246V218H247ZM42 218H43V217H42ZM101 218H102V217H101ZM125 218H126V217H125ZM130 218H131V217H130ZM159 218H162V216L159 217ZM171 218H172V217H171ZM173 218H175V217H173ZM173 218H172V220H173ZM203 218H204V217H203ZM217 218H218V217H217ZM219 218H220V217H219ZM261 218H263V217H261ZM103 219H104V218H103ZM107 219H108V218H107ZM107 219H106V220H107ZM153 219H154V218H153ZM153 219H152V220H153ZM167 219H168V218H167ZM180 219H181V218H180ZM185 219H186V218H185ZM198 219H199V218H198ZM198 219H195V220L197 221ZM226 219H227V218H226ZM238 219H239V218H238ZM137 220H138V219H137ZM175 220H176V219H175ZM210 220H211V219H210ZM218 220H219V219H218ZM126 221H127V220H126ZM165 221H166V218H165ZM184 221H185V220H184ZM184 221H183V222H184ZM196 221H195V222H196ZM198 221H199V220H198ZM204 221H205V220H204ZM221 221H222V220H221ZM244 221H245V220H244ZM260 221H261V220H260ZM3 222H4V221H3ZM9 222H10V221H9ZM153 222H154V221H153ZM168 222L171 223V220L168 221ZM177 222H179V220H177ZM185 222H186V221H185ZM200 222H201V220H200ZM200 222H199V223H200ZM202 222H203V220H202ZM219 222H220V221H219ZM219 222H218V223H219ZM237 222H238V221H237ZM245 222H246V221H245ZM256 222H257V221H256ZM256 222H255V223H250V222H249L250 224L247 223L248 226H247V229L244 231V233H248V237H249V239L253 241V242H252V243H253V248H252V249L255 250V254H254V256H256V257L258 258V257H261L260 253H258V250H259V249H258V245H259V243H260V239H261V238H259V234H260V232H261L262 225L258 224L259 222H257V224H256ZM261 222H262V221H261ZM39 223H40V222H39ZM39 223H38V224H39ZM116 223H117V222H116ZM119 223H120V222H119ZM125 223H126V222H125ZM125 223H124V224H125ZM154 223H156V225H162V224H164L163 220H160V219L157 220V221H155ZM174 223L179 225L180 222H179V223H176V221H175ZM181 223H182V222H181ZM181 223H180V225H181ZM187 223H189V222H187ZM190 223H191V222H190ZM197 223H198V222H197ZM262 223H264V222H262ZM70 224H71V223H70ZM133 224H135V222H134ZM172 224H173V223H172ZM195 224H196V223H195ZM214 224H215V223H214ZM229 224H230V223H229ZM229 224H227V226H228ZM234 224H235V223H234ZM238 224H239V223H238ZM152 225H153V224H152ZM154 225H155V224H154ZM154 225H153V226H154ZM156 225H155V226H156ZM170 225H171V224H170ZM182 225H184V224L182 223ZM186 225H187V224H186ZM191 225H192V223H191ZM202 225H203V224H202ZM202 225H200V226H202ZM210 225H213V224H210ZM241 225H242V224H241ZM241 225H240V226H241ZM17 226H18V225H17ZM111 226H112V225H111ZM166 226H167V228H168V227H169V224H168V225L166 224ZM188 226H189V225H188ZM198 226H199V224H198ZM198 226H197V227H198ZM203 226H204V225H203ZM208 226H209V224H208ZM214 226H215V225H214ZM225 226H226V225H225ZM237 226H238V225H237ZM119 227H121V225H120ZM159 227H160V226H159ZM159 227H158V229H159ZM209 227H210V226H209ZM209 227H208V228H209ZM238 227H239V226H238ZM238 227H237V228H238ZM100 228H101V227H100ZM115 228H116V227H115ZM161 228H162V226H161ZM161 228H160V229H161ZM190 228H191V227H190ZM195 228H196V227H195ZM200 228H201V227H200ZM206 228H207V227H206ZM229 228H230V227H229ZM245 228H246V227H245ZM245 228H244V229H245ZM21 229H22V228H21ZM80 229H81V228H80ZM119 229H120V228H119ZM163 229H165V227H164ZM172 229H173V233H174V234H177V235L181 236L180 238H182V232H183V230L181 231V229H180V228H177V227H175V228L173 227ZM185 229H186V228H185ZM198 229H199V228H198ZM222 229H223V228H222ZM227 229H228V228H227ZM2 230H3V229H2ZM8 230H9V229H8ZM95 230H96V229H95ZM120 230H121V229H120ZM128 230H129V229H128ZM135 230H136V229H135ZM208 230H209V229H208ZM212 230H213V229H212ZM220 230H221V229H220ZM228 230H229V229H228ZM228 230H227V231H228ZM5 231H7V230H5ZM13 231H15V230H13ZM161 231H162V230H161ZM170 231H172V230H170ZM170 231H169V232H170ZM202 231H203V229H202ZM215 231H216V230H215ZM215 231H214V232H215ZM19 232H20V231H19ZM104 232H105V231H104ZM115 232H116V230H115ZM139 232H140V231H139ZM199 232H200V230H199ZM205 232H207V231H205ZM214 232H213V233H214ZM223 232H225V231H223ZM230 232H231V231H230ZM239 232H240V230L238 231V233H239ZM3 233H4V232H3ZM162 233H163V231H162ZM171 233H172V232H171ZM185 233H186V232H185ZM208 233H209V232H208ZM216 233H217V232H216ZM242 233H243V232H242ZM244 233H243V234H244ZM11 234H12V233H11ZM14 234H15V233H14ZM141 234H142V233H141ZM174 234H172V235L175 236ZM210 234H212V233H210ZM219 234H220V233H219ZM226 234H227V233H226ZM236 234H237V233H236ZM6 235H7V234H6ZM158 235H159V234H158ZM189 235H190V232H189ZM37 236H38V235H37ZM94 236H95V235H94ZM160 236H161V235H160ZM185 236H186V235H185ZM193 236H194V235H192V237H193ZM222 236H224V235H222ZM236 236H237V235H236ZM238 236H239V235H238ZM240 236H241V235H240ZM245 236H246V235H245ZM3 237H4V236H3ZM57 237H58V236H57ZM143 237H144V236H143ZM246 237H247V236H246ZM49 238H50V236H49ZM148 238H149V237H148ZM159 238H160V237H159ZM159 238H158L156 241H158ZM176 238H177V236H176ZM183 238H184V237H183ZM262 238H264V237H262ZM46 239H47V238H46ZM46 239H45V241H46ZM145 239H146V238H145ZM249 239H248V240H249ZM5 240H6V239H5ZM48 240H49V239H48ZM151 240H154V239H151ZM178 240H179V238H178ZM194 240H197V238L195 239V237H194ZM201 240H202V239H201ZM226 240H228V239H226ZM74 241H75V240H74ZM159 241H160V240H159ZM161 241H162V239H161ZM171 241H172V240H171ZM171 241H170V242H171ZM174 241L177 242L176 239H175ZM174 241H172V242H174ZM210 241H211V240H210ZM215 241H216V240H215ZM229 241H230V240H229ZM229 241H228V242H229ZM49 242H50V241H49ZM107 242H108V241H107ZM126 242H127V241H126ZM146 242H147V241H146ZM187 242H189V240H187ZM226 242H227V241H226ZM245 242H246V240H245V239H244V240L242 239V240H240V241L234 240L233 243H235V244L241 246V245L244 244ZM249 242H250V241H249ZM69 243H70V242H69ZM98 243H99V242H98ZM134 243H135V242H134ZM166 243H167V242H166ZM181 243H183V242L181 241ZM198 243H199V242H198ZM198 243H197V244H198ZM206 243H207V242H206ZM233 243H231V245H232ZM250 243H251V242H250ZM9 244H10V243H9ZM54 244H55V243H54ZM139 244H140V242H139ZM142 244H143V243H142ZM146 244H147V243H146ZM146 244H145V245H146ZM157 244H158V243H157ZM174 244H175V243H174ZM174 244H171V245H170V244H169V245L166 244V246H165V245L163 246V245H161V244L156 245V243L153 244V245L148 244L147 246H145V245L143 244L145 247H143V249L141 248L142 250L139 249V250H137V252L134 251L133 253H131V254L128 253V254H130V256H129V257H130V260H133L135 256L141 257V258L143 259V257H145V255H148V254H149L150 257L152 256V257H151L152 259H151L147 264H161V263H163L164 259L167 258V254H173V255H174L175 248L177 247V246H174ZM183 244H184V243H183ZM185 244H186V242H185ZM222 244L224 245V243H222ZM228 244H229V243H228ZM235 244H234V245H235ZM247 244H248V243H247ZM262 244H263V243H262ZM55 245H56V244H55ZM63 245H64V244H63ZM66 245H67V244H66ZM167 245H168V246H167ZM180 245H182V244H180ZM180 245H179V246H180ZM198 245H200V244H198ZM204 245H205V244H204ZM218 245H219V244H218ZM234 245H233V246H234ZM237 245H236V246H237ZM52 246H53V245H52ZM75 246H76V245H75ZM84 246H85V245H84ZM228 246H229V245H228ZM41 247H42V246H41ZM61 247H62V246H61ZM61 247H60V249H61ZM89 247H91V246H89ZM95 247H96V246H95ZM97 247H98V246H97ZM118 247H119V246H118ZM184 247H185V246H184ZM237 247H238V246H237ZM15 248H16V247H15ZM36 248H37V247H36ZM56 248H57V246H56ZM81 248H82V247H81ZM114 248H115V247H114ZM225 248L227 249V247H225ZM225 248H224V249H225ZM229 248H231V247H229ZM229 248H228V249H229ZM245 248H246V247H245ZM261 248H263V246H262ZM27 249H28V248H27ZM43 249H44V248H43ZM46 249H47V246H46ZM88 249H89V248H88ZM203 249H204V248H203ZM203 249H202V250H203ZM240 249H241V248H240ZM62 250H63V249H62ZM82 250H83V248H82ZM119 250H120V249H119ZM121 250L123 251V249H121ZM194 250H195V249H193V251H194ZM253 250H252V251H253ZM20 251H21V250H20ZM42 251H43V250H42ZM48 251H50V250H48ZM58 251H59V250H58ZM107 251H108V249H107ZM130 251H131V250H130ZM217 251H218V250H217ZM223 251H224V250H223ZM236 251H237V250H236ZM243 251H245V250H243ZM249 251H250V250H249ZM16 252H17V251H16ZM16 252H15V253H16ZM37 252H38V251H37ZM78 252H79V251H78ZM85 252H87V251H85ZM85 252H84V253H85ZM88 252H89V250H88ZM93 252H94V251H93ZM95 252H98V251H95ZM105 252H106V251H105ZM124 252H125V251H124ZM131 252H132V251H131ZM178 252H179V251H178ZM230 252H231V250H230ZM232 252H233V251H232ZM237 252H238V251H237ZM247 252H248V251H247ZM247 252H246V254H247ZM263 252H264V251H263ZM18 253H19V252H17V254H18ZM73 253H74V252H73ZM89 253H90V252H89ZM108 253H109V252H108ZM175 253H176V252H175ZM179 253H181V252H179ZM187 253H189V252H187ZM197 253H199V252L197 251L196 254H197ZM225 253H226V252H225ZM225 253H224V254H225ZM234 253H235V252H234ZM238 253H239V252H238ZM244 253H245V252H244ZM4 254H5V253H4ZM32 254H33V253H32ZM90 254H91V253H90ZM97 254H99V253H97ZM196 254H195V255H196ZM216 254H217V253H216ZM216 254H214V255H216ZM13 255H14V254H13ZM35 255H36V253H35ZM65 255H66V254H65ZM95 255H96V254H95ZM102 255H103V253H102ZM102 255H100V256H102ZM218 255H219V254H218ZM231 255H232V254H231ZM247 255H248V254H247ZM249 255H250V254H249ZM22 256H23V255H22ZM47 256H48V255H47ZM98 256H99V255H98ZM105 256H106V255H105ZM111 256H112V255H111ZM127 256H128V255H127ZM169 256H170V255H169ZM171 256H172V255H171ZM202 256H203V255H202ZM204 256H205V254H204ZM225 256H226V255H225ZM15 257H16V256H15ZM92 257H93V256H92ZM92 257H91V258H92ZM148 257H149V256H148ZM218 257H219V256H218ZM220 257H221V256H220ZM234 257H235V256H234ZM236 257H237V256H236ZM244 257H245V256H244ZM95 258H97V257H95ZM126 258H128V257H126ZM203 258H204V257H203ZM213 258H214V257H212L211 259H213ZM230 258H232V257H230ZM242 258H243V256H242ZM262 258H263V256H262ZM262 258H258V262H259V264H264L263 262H261V260H263ZM2 259H3V258H2ZM9 259H10V258H9ZM20 259H21V258H20ZM142 259H141V260H142ZM181 259H182V258H181ZM236 259H239V258H236ZM37 260H38V259H37ZM66 260H67V259H66ZM98 260H99V259H98ZM108 260H113V259H109V258H108ZM108 260H105V261H108ZM124 260H125V259H124ZM128 260H129V259H128ZM141 260H140V261H141ZM175 260H176V259H175ZM183 260H185V259L183 258ZM201 260H202V259H201ZM228 260H229V259H228ZM243 260H244V259H243ZM92 261H93V260H92ZM142 261H143V260H142ZM142 261H141V262H142ZM167 261H168V260H167ZM188 261H189V260H188ZM240 261H241V260H240ZM246 261H248V260H246ZM29 262H30V261H29ZM38 262H39V261H38ZM67 262H68V261H67ZM94 262L96 263V261H94ZM103 262H104V260H103ZM111 262H112V261H111ZM111 262L108 261L107 263H111ZM113 262H114V261H113ZM119 262H120V261H119ZM136 262H138V261H136ZM146 262H147V261H146ZM174 262H175V261H174ZM176 262L178 263L179 261L176 260ZM241 262H242V261H241ZM241 262H240V264H241ZM13 263H14V262H13ZM41 263H42V262H41ZM41 263H39V264H41ZM105 263H106V262H105ZM105 263H104V264H105ZM107 263H106V264H107ZM170 263H171V262H170ZM170 263H168V264H170ZM182 263L184 264V261H183ZM36 264H37V263H36ZM70 264H73V263H70ZM173 264H174V263H173ZM236 264H237V263H236Z\"/></svg>","mask_w":264,"mask_h":264}]
</instances>
